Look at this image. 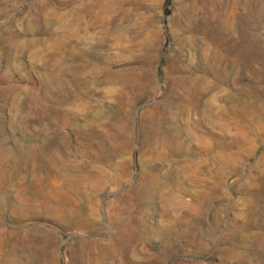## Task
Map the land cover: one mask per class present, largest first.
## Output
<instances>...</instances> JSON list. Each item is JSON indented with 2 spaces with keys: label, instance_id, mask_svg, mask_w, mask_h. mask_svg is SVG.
I'll return each mask as SVG.
<instances>
[{
  "label": "rangeland",
  "instance_id": "374dc122",
  "mask_svg": "<svg viewBox=\"0 0 264 264\" xmlns=\"http://www.w3.org/2000/svg\"><path fill=\"white\" fill-rule=\"evenodd\" d=\"M0 264H264V0H0Z\"/></svg>",
  "mask_w": 264,
  "mask_h": 264
}]
</instances>
